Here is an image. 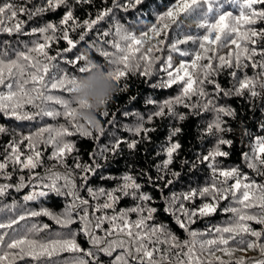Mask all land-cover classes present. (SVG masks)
Instances as JSON below:
<instances>
[{
    "label": "snow or ice",
    "instance_id": "obj_1",
    "mask_svg": "<svg viewBox=\"0 0 264 264\" xmlns=\"http://www.w3.org/2000/svg\"><path fill=\"white\" fill-rule=\"evenodd\" d=\"M91 2L92 0H75L76 4ZM146 2L147 0H112L111 7H105L95 19H85L82 24L74 16L73 6L68 4V0H47L46 4L35 9L27 7L32 0H25L20 5L9 2L0 4V32L38 36L33 41V46L27 48V51L16 53L15 59L0 58V88L7 89L6 92L0 90V112L21 121L33 120L37 115L53 119L63 115L76 133L91 137L92 131L85 127L86 123L78 122V106L73 107V100L48 94L49 89H59L71 94L78 79L66 72L62 76L53 74L51 69L57 67L54 61L61 57V53L50 56L48 49L52 43L63 39L68 45L63 51L71 52L79 41H73L69 37V30L75 31L82 27L84 32L80 35V41H83L88 32L101 21L108 17L114 18L117 10L127 12ZM225 4L238 9L239 14L234 15L232 11L224 10ZM61 6L67 10L58 24L48 22L28 32L24 31V25L28 21L45 12H54ZM193 14L200 17L197 27L204 29V34L197 37L186 35L183 39L171 40L170 29L183 23L180 17ZM21 15L27 16L28 21L20 20L18 17ZM261 23H264V0H177L174 6L156 15V23L151 24L147 30H139V34L115 21L99 36L102 44L113 49L108 51L101 47L96 50L106 59L110 66L109 75L117 84L129 73L151 77L159 63L160 71L166 74L167 79H161L152 87L163 89L180 85L179 94L159 103L158 110L147 117L149 122L165 116L186 120L185 114L175 111L176 105L188 108L194 116L212 114V119L201 129V139L214 138L215 144L206 154H198L196 161L192 162L193 169L199 165L206 166L208 181L203 186L190 187L180 194L172 193L170 197H164V212L171 215L175 223L188 233V240L180 241L166 222L158 220L157 209L148 204L152 201V196L141 191L142 185L132 174L125 173L119 178L101 175L102 180L119 179L120 182L111 189L89 186L90 178L103 167L98 162L99 158L106 159L105 153L109 151L118 153L122 143H127V147L134 150L140 141L116 139L110 142V147L105 145L98 151L89 153L91 163H81L77 156L72 157L74 164L70 166L67 160L76 148L66 137L75 133L63 125L46 126L27 135L21 133L19 139L14 137L3 147L0 152V179L10 181L17 171H27L29 175H20L17 184L0 183V196L5 195L9 188L19 190L25 187L27 181L34 189H48L57 195L70 197L71 202L60 214L42 208L39 211H27L7 222H0V264H17L18 261H23L24 264H105L101 256L109 257V264H264V228L255 230L249 223L264 225V185L249 181L240 165L225 167L218 159L230 155L221 146L231 147L233 144L232 140L225 139L222 135L225 131H232L231 128L223 127V118L236 115L230 105L219 103L220 99L245 97L253 106L257 99L264 101V28L256 27ZM60 31L62 36H57ZM107 37L112 39H105ZM189 42L198 44V50L194 53L180 48V45ZM94 47L95 42L89 44V48ZM224 48H229V51L226 55H220V50ZM165 49L168 50L166 58L157 55ZM173 54L192 56V59L174 66ZM85 60V54L80 53L71 60L65 58L64 62L76 66ZM205 60L207 63H204ZM249 67L254 70L252 76H248L245 71ZM226 69L229 70L228 75L232 81L229 88H224L215 79ZM89 70L86 64L78 68L81 74ZM241 72H244L242 77L239 75ZM207 85H212L211 91L207 90ZM193 97L197 98L194 103L190 102ZM49 101L61 105L63 113L47 107ZM147 103L157 102L148 100ZM26 105H31L38 111L35 114L28 113L24 111ZM103 115L107 116L108 112L105 111ZM134 115L141 122L127 130L137 136L143 133L142 138L150 140L148 133L154 129L145 128L144 118L138 113ZM112 122L109 121L110 124ZM87 125L101 134L104 132L98 121L95 125ZM259 128L264 132V122L259 124ZM181 132L179 127L171 129L167 143L156 153V156H165L163 161L155 165L157 173L163 174L155 179L148 177V183L158 188L162 195L163 189L174 183L173 179L165 177L174 155L181 148L179 142H173V137ZM6 133L7 129L0 126V134ZM243 137L250 140L247 144L248 151H241L243 164L257 175L264 176V135L253 136L245 129L242 144ZM41 146L43 149H52L47 157L49 161L55 162L51 167L44 166ZM188 163L187 160L183 161L185 165ZM57 166L63 167L65 171H56ZM39 167H45L43 175L35 171ZM140 175L144 176L146 173L142 171ZM171 175L179 179L181 174L173 171ZM77 176L82 181L80 185L76 182ZM157 180H165V183L160 186L156 183ZM81 190L87 191L88 198L80 195ZM48 194V191L34 190L24 200L32 201ZM124 198H130L134 203L117 211L116 206ZM196 198L206 202L199 207H186L185 202L194 203ZM228 200L233 204L223 209L225 213H231L225 224L214 226L206 232L190 228L197 217L214 214L220 202ZM132 214L136 216L134 220L131 218ZM39 216H47L68 231L53 235L48 232V224L33 223L31 227L25 225L26 231L20 234L13 227L21 221ZM76 222L82 225L79 232L86 237L90 245L88 249L81 247L77 242L78 233L69 227ZM105 224L108 225L107 228L104 227ZM249 251L258 252V255L248 257ZM62 252L81 255H74L63 261L52 259ZM236 252L244 255L236 257Z\"/></svg>",
    "mask_w": 264,
    "mask_h": 264
},
{
    "label": "trees",
    "instance_id": "obj_2",
    "mask_svg": "<svg viewBox=\"0 0 264 264\" xmlns=\"http://www.w3.org/2000/svg\"><path fill=\"white\" fill-rule=\"evenodd\" d=\"M5 2L13 3L15 5H20L25 2V0H0V4ZM47 0H32V3L27 4L29 9H35L36 7L43 6L46 4ZM177 0H147L143 5L137 6V8L129 9L127 12L122 10H117L115 16L108 17L104 21H101L97 26L88 32L83 41H80V35L84 32V29L76 28L75 31L69 30V37L73 41H79L76 48L71 52H64L63 50L68 47L67 42L63 39H58L56 42L52 43L51 47L48 49L50 56H56L57 53H61V57H58L57 67L52 68L51 72L57 76H62L65 72L69 76L82 75L79 73L78 68L85 65V61H80L76 66L66 64L64 59H73L80 53L87 52L90 58L102 65L105 70H109V65L106 59L99 54L96 50L97 48H105L108 51H113L107 44H102L99 40L100 34L108 30L115 21H119L122 25L128 28L130 31H135L139 34V30H147L151 24L156 23V15L158 13H163L168 7H172L176 4ZM68 4L73 6L74 16L79 22L85 19H95L98 12L105 7H111L112 0H92L91 3L76 4L75 0H68ZM66 8L61 6L56 11H48L43 13L41 16L34 17L31 21H28L27 16L21 15L18 18L20 20L28 21L24 25V31L28 32L34 27H41L48 22L57 23L63 17L66 12ZM224 10L232 11L234 15H238V9L235 7L225 4ZM180 19L183 23L174 25L170 29V39H183L186 35H191L193 37L201 36L204 34V29L198 28L197 23L200 17L198 15L184 16L182 15ZM167 22V21H164ZM163 23V22H162ZM71 24V22H70ZM257 28H264V23L256 25ZM151 35V34H150ZM57 36H62V31L57 33ZM163 38V37H161ZM38 36L30 35H20L13 33L9 35L6 32H0V58L4 59H15L16 53L21 51H27V48L33 46V41L37 40ZM105 39H112V37H107ZM42 42V41H41ZM95 42L94 48H89V44ZM180 48L189 52L198 50V44L189 42L188 44L180 45ZM229 48H224L220 50V55H226ZM5 53L7 55H5ZM162 58H166L168 55V50L165 49L162 53H157ZM192 56H180L178 54H173V64L178 66L181 61H191ZM204 63H207L205 60ZM63 69L64 71H61ZM248 76L254 74V70L249 67L245 70ZM229 70H225L219 77L215 79L224 87L229 88L232 86L231 77L228 75ZM241 77L244 72L239 74ZM161 79H167L166 74L160 71L159 63L155 66V74L151 77H141L138 74L129 73L126 77L121 78L117 85V91L114 93L112 100L108 103L106 108L97 113V121L100 127L104 129L103 134L96 131L92 126L85 124L83 121H78L81 124H85V127L92 131L91 137L82 136L80 133H76L75 129L72 127L69 120L63 115L56 117L55 119L47 116L37 115L33 120H16L12 117L6 116L3 112H0V126H4L7 129L6 134H0V152L3 151V147L14 137L19 139V134L23 133L25 135L29 133L36 132L41 127L52 126L59 127L61 125L67 127L70 131L75 134L66 137L67 140L72 141L75 144L76 151L72 153V156L68 158V165H73L74 161L72 157H79L81 163H91L89 158V153L93 151H98L99 148L108 145L110 142L116 139H122L127 142L133 140L140 141L134 150H130L127 147V143H122L120 145V150L118 153L113 154L112 152L105 153V158H99L98 162L103 165L97 172V174L90 178V187H104L107 189L113 188L119 179H101V175L111 176L119 178L125 173H130L137 177V182L142 185L141 191L148 193L152 196V201L148 204L157 209L156 216L158 220L166 222L171 231L179 238L180 241H185L189 239L188 233L181 229L173 220L172 216L164 212L166 206V201L164 197H170L172 193L180 194L187 191L190 187L196 188L198 186H203L208 181V170L206 166L199 165L197 168H192V162L196 161L198 154H206L207 151L215 144V139L210 137H205L201 139V129L207 124L209 120L212 119V114H203L201 116H194L190 114L188 108L182 105H176L175 111L177 113H182L187 116V119L180 121L176 117L165 116L163 118H154L151 122L148 121L147 117L154 111L158 110V104L168 100L170 98L176 97L180 92V85H173L170 88H153L152 85L158 84ZM208 91L212 90V85L206 86ZM2 91H7L6 88H0ZM48 94L53 96L63 97L65 99L71 100V94L64 92L59 89H49ZM196 97L192 98V103L196 101ZM148 100L156 101V104L147 103ZM221 104L230 105L232 109L235 110V117H224L225 124L223 127L231 128L232 131H225L222 133L225 139L233 141L231 147L227 145H222V150L230 153L228 157H220L223 162V166L231 167L234 165H240L241 170L246 173L249 177V181H255L256 184L264 185V176L257 175L256 172L248 169L241 160V151H248L247 144L250 142L248 137H243L244 143H241L242 134L247 129L249 132L255 135H264L261 132L259 124L264 122V101L257 99L252 103H249L248 99L245 97H232L224 98L222 97L219 101ZM47 107L55 109L63 113L64 109L61 105H57L54 102L49 101ZM73 107H76L73 104ZM24 111L35 114L38 109L33 108L31 105H26ZM108 112L107 116H104V112ZM129 113L130 115H125ZM143 117V124L145 128L154 129L148 133L150 140L143 139V133L140 136L135 135L133 132L127 130V128L135 127L141 121L137 115ZM109 121H113L111 124ZM181 128L182 132L173 137V142H179L181 148L174 155L173 163L169 166V172L165 179H173L174 183L168 188L163 189V195L161 191L151 186L148 183V177L151 176L154 179L163 173H157L155 165L159 164L165 159L164 155L156 156V153L160 151L161 146L167 143V137L171 129ZM98 137V139H97ZM26 143V142H25ZM24 150V146H21ZM44 152V166L51 167L55 162L49 161L47 159L50 155L52 149L49 147L43 149ZM189 161L188 164H183V161ZM45 167H39L35 171L41 175L44 174ZM11 169H9L10 171ZM56 171L63 172L65 169L63 167L57 166ZM146 173V175L141 176V172ZM180 172L179 179L174 178L171 172ZM24 175L27 177L29 173L25 171L24 173L16 172L13 174V178L9 180L0 179V183H10L17 184L19 182V176ZM76 182L78 185L82 181L77 176ZM233 181H229L232 183ZM62 183V182H61ZM160 186H163L165 180H157ZM48 191V195L45 197H37V199L32 201H25L24 197L31 194L33 191ZM80 195L88 198L86 190H81ZM210 200V198H208ZM71 202L70 197L60 196L56 193L48 190L41 189L39 187L33 188L32 185L28 184L26 181V186L17 190L16 188H9L5 195L0 196V222H7L11 218H15L19 215L24 214L27 211H39L42 208H46L55 214H60L63 212L65 206ZM103 203V200L100 201ZM206 202L203 199L196 198L194 203L185 202L186 207L194 208L199 207L202 203ZM134 201L130 198H124L116 206L117 211L122 208L130 207ZM233 204L231 200L221 201L217 211L205 217H197L196 222L190 225L192 230L198 232H206L208 229L214 226H220L225 224V222L231 216V213H225L223 209ZM109 214H111L109 212ZM99 215V213H97ZM75 216V213H74ZM133 220L136 218L135 214L131 217ZM35 223L37 225L48 224L50 227L48 232L51 234L67 232L68 229L61 228L53 220L49 219L47 216L31 217L26 221H21L19 225H14L20 234L26 231L24 227H31ZM255 230H261L264 225H259L254 222H249ZM73 232H77V242L82 248L88 249L90 245L87 242L86 237L82 232H79L82 227L80 222H76L69 226ZM105 228L108 227L107 224L104 225ZM101 234L102 233H98ZM43 235V234H42ZM74 255H81L79 253H68L62 252L58 256L52 259L56 261H63L65 259H70ZM219 255V253H218ZM244 253L236 252L235 256H241ZM258 252L249 251L247 253L248 257L257 256ZM101 259L105 264H109L110 258L107 256H101ZM227 259V257H225ZM17 264H24L23 261H18Z\"/></svg>",
    "mask_w": 264,
    "mask_h": 264
},
{
    "label": "clouds",
    "instance_id": "obj_3",
    "mask_svg": "<svg viewBox=\"0 0 264 264\" xmlns=\"http://www.w3.org/2000/svg\"><path fill=\"white\" fill-rule=\"evenodd\" d=\"M85 64L90 70L80 75L73 87L71 99L78 106L77 119L86 124L97 123V113L102 112L117 91V85L108 70L94 62L87 52Z\"/></svg>",
    "mask_w": 264,
    "mask_h": 264
},
{
    "label": "rangeland",
    "instance_id": "obj_4",
    "mask_svg": "<svg viewBox=\"0 0 264 264\" xmlns=\"http://www.w3.org/2000/svg\"><path fill=\"white\" fill-rule=\"evenodd\" d=\"M29 195V194H28Z\"/></svg>",
    "mask_w": 264,
    "mask_h": 264
}]
</instances>
